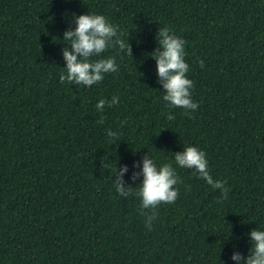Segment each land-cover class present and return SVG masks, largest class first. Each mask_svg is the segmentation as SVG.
<instances>
[{
	"label": "trees",
	"instance_id": "obj_1",
	"mask_svg": "<svg viewBox=\"0 0 264 264\" xmlns=\"http://www.w3.org/2000/svg\"><path fill=\"white\" fill-rule=\"evenodd\" d=\"M88 13L118 26L132 56L109 47L91 59L115 57L117 72L61 83L63 34ZM165 26L186 41L191 116L163 100L148 56ZM187 146L205 152L227 200L176 165ZM145 154L180 178L150 231L143 177L130 179ZM124 165L127 198L113 183ZM254 228L264 231V0H0V264H236Z\"/></svg>",
	"mask_w": 264,
	"mask_h": 264
},
{
	"label": "clouds",
	"instance_id": "obj_2",
	"mask_svg": "<svg viewBox=\"0 0 264 264\" xmlns=\"http://www.w3.org/2000/svg\"><path fill=\"white\" fill-rule=\"evenodd\" d=\"M73 19L76 27L68 28L63 34V40L70 43L62 50L66 67H63L65 71L60 74L59 81L91 87L100 83L105 74L118 71L115 57L96 60L91 59L92 57L100 56L109 47L116 46L121 52L132 56V47L129 38L127 41L121 39L118 26L111 24L103 15L80 14ZM155 38L160 47L148 53V56L156 61L158 79L165 93L163 100L172 108L184 109V115L191 116L198 108V103L192 99L191 89L194 82L187 76L189 65L184 60L186 41L172 32L170 26L158 28ZM198 62L201 67L204 66L203 60ZM118 104L119 97L113 96L110 101L100 99L96 109L103 112L106 106L113 107ZM167 118L175 119L171 113ZM103 121L104 117L101 116L99 122ZM107 135L116 138L118 133L108 129ZM174 160L180 168L194 169L199 178L205 180L213 189L220 190L221 198L218 203L227 200L229 189L225 186L226 182L213 179L204 151L195 146H187L175 153ZM133 167L138 168L139 163L134 162ZM126 172L128 166L124 165L115 171L113 179L116 192L123 198L133 195V187L124 180ZM141 175L143 180L135 195L141 200L139 211L145 216V227L150 231L152 222L157 219V206L175 203L178 198L179 191L175 185L180 182V178L171 163L158 167L148 154L143 156L142 168L133 171L130 179L136 181ZM146 209H151V214L146 212ZM250 239L253 243L246 258L239 251H233L231 259L236 264H264V231L251 229Z\"/></svg>",
	"mask_w": 264,
	"mask_h": 264
}]
</instances>
